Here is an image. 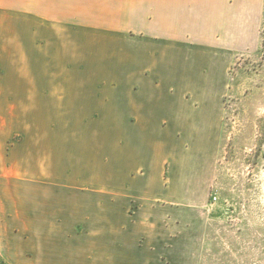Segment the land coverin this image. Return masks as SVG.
<instances>
[{
	"label": "rangeland",
	"instance_id": "rangeland-1",
	"mask_svg": "<svg viewBox=\"0 0 264 264\" xmlns=\"http://www.w3.org/2000/svg\"><path fill=\"white\" fill-rule=\"evenodd\" d=\"M223 1L215 7L214 20L203 19L204 6L192 5L190 17L174 27L186 41L188 54L194 53L195 76H205L208 69L211 79L195 88L185 85L183 130L192 128L193 133L183 131L175 161L164 168L163 184L172 192H165L158 203L179 209L181 234L171 250L175 264H264V0ZM88 21L90 16L80 13L77 30H58L59 36L76 43L74 77L67 85L61 77L59 91L41 97L37 117L32 106H8L5 91V117L21 113L25 118L64 120L65 108L49 107V99L56 106L71 104L73 114L70 125L61 121L55 130L41 123V131L48 132L36 169L0 167V195L36 194L58 204L66 199L104 200L109 190L123 187L124 179L109 171L111 123L78 121L75 108H94L109 98L113 72L120 69L123 56H132L140 35L113 30L118 17ZM85 25L111 30L80 27ZM209 48L216 54L206 65L202 60ZM7 80L15 88L13 95L22 97L18 78ZM30 205L27 199H0V264H21L15 247L30 244L19 229Z\"/></svg>",
	"mask_w": 264,
	"mask_h": 264
},
{
	"label": "crops",
	"instance_id": "crops-1",
	"mask_svg": "<svg viewBox=\"0 0 264 264\" xmlns=\"http://www.w3.org/2000/svg\"><path fill=\"white\" fill-rule=\"evenodd\" d=\"M225 3L234 6L233 1ZM221 4L223 0H10L9 6V0H0V167L4 169H36L48 132L41 131V123L54 130L61 121L71 124L72 105L64 101L56 106L51 99L49 107L65 108L64 120L25 118L21 113L3 116L6 90L8 106H32L37 117L41 97L57 93L61 77L66 85L74 77L76 43L59 36L58 30H77L81 13L90 16V24L94 16L118 17V28L113 30H135L140 35L130 50L132 56H123L120 69L113 72L109 98L94 108H75L78 121L111 123L109 171L124 179L123 187L109 190L104 200L66 199L58 204L47 196L2 193L3 201L15 197L31 203L19 228L30 244L15 247L21 264H175L171 250L181 234L179 209L158 203L165 192H172L163 184L164 168L175 161L186 130L187 113L180 107L185 85L195 88L211 79L208 69L205 76H195L194 53L188 54L186 41L174 27L190 17L192 5L204 6L203 19L211 21ZM126 18L131 23L126 24ZM18 27H22L19 34ZM206 54L202 61L209 65L216 50L209 48ZM6 63L9 75L20 82L23 96L18 99L11 92L15 88ZM186 131L193 133L192 128ZM164 209L170 213L163 215Z\"/></svg>",
	"mask_w": 264,
	"mask_h": 264
}]
</instances>
